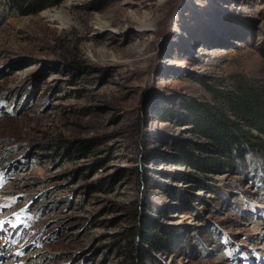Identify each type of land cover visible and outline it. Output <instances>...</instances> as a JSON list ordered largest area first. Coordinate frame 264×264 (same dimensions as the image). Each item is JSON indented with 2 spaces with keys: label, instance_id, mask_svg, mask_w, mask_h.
<instances>
[{
  "label": "rangeland",
  "instance_id": "1",
  "mask_svg": "<svg viewBox=\"0 0 264 264\" xmlns=\"http://www.w3.org/2000/svg\"><path fill=\"white\" fill-rule=\"evenodd\" d=\"M239 89L264 0H0V264H132L147 230L136 264H264V134L199 128Z\"/></svg>",
  "mask_w": 264,
  "mask_h": 264
},
{
  "label": "trees",
  "instance_id": "2",
  "mask_svg": "<svg viewBox=\"0 0 264 264\" xmlns=\"http://www.w3.org/2000/svg\"><path fill=\"white\" fill-rule=\"evenodd\" d=\"M18 2L19 0H13ZM42 10V9H41ZM262 95L256 93H250L248 90H240L238 95L224 96L225 101L228 103V109H230L231 118L226 114L219 116L208 115L205 116V120L200 124V131L205 137L211 139L213 143L214 152L218 158L227 156L226 152L233 149L234 146L251 147L252 143L249 140V131H245L243 126L257 130L259 133L264 134V91ZM225 149V150H224ZM226 151V152H225ZM185 164H191L195 168L201 170H209L216 162H212L213 159H183ZM188 162V163H187ZM149 221L147 222V225ZM146 225V226H147ZM160 239L158 236L153 235L151 230L145 231L140 236L142 247L138 249L135 245H131L128 252V256L132 261V264L142 262L147 259V252L161 251L163 246H166V238L170 240L172 237L169 233Z\"/></svg>",
  "mask_w": 264,
  "mask_h": 264
},
{
  "label": "snow or ice",
  "instance_id": "3",
  "mask_svg": "<svg viewBox=\"0 0 264 264\" xmlns=\"http://www.w3.org/2000/svg\"><path fill=\"white\" fill-rule=\"evenodd\" d=\"M0 230H3V222L0 221ZM15 243V241H13ZM23 253H17V255H22Z\"/></svg>",
  "mask_w": 264,
  "mask_h": 264
}]
</instances>
